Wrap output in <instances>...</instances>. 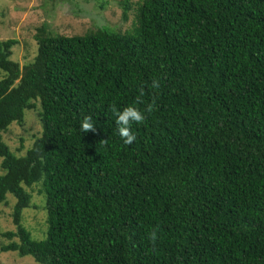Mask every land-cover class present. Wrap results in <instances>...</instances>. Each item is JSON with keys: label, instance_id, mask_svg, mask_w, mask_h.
I'll return each instance as SVG.
<instances>
[{"label": "trees", "instance_id": "obj_1", "mask_svg": "<svg viewBox=\"0 0 264 264\" xmlns=\"http://www.w3.org/2000/svg\"><path fill=\"white\" fill-rule=\"evenodd\" d=\"M137 12L125 32L43 25L24 66L11 59L18 40L0 39V205L16 198L17 225L1 251L39 264H264V0H140ZM128 105L145 119L125 145L112 108ZM34 108L41 134L16 152L4 133ZM85 116L95 131H80ZM36 184L44 239L23 225Z\"/></svg>", "mask_w": 264, "mask_h": 264}, {"label": "rangeland", "instance_id": "obj_2", "mask_svg": "<svg viewBox=\"0 0 264 264\" xmlns=\"http://www.w3.org/2000/svg\"><path fill=\"white\" fill-rule=\"evenodd\" d=\"M140 0H0V39L14 38L18 44L13 48L11 59L22 66L34 59L38 44L35 35L38 28L46 25L52 34L66 36L83 35L100 26H108L125 32L133 28L137 21V2ZM127 18H124L125 6ZM38 105L39 102H37ZM38 109L27 110L23 125L13 123L4 133V138L16 152L24 153L34 137L39 136L42 124ZM22 138V140H21ZM1 172V166H0ZM3 173V170L2 172ZM34 185L30 207L24 210L23 225L31 231L34 239L46 236V212L41 188ZM36 186V187H35ZM35 187V188H34ZM34 188L33 195L32 189ZM12 202L15 203L14 196ZM0 205V247L8 240L2 236L7 230H16L12 217L13 203ZM0 264H39L30 255L20 257L17 252L0 249Z\"/></svg>", "mask_w": 264, "mask_h": 264}, {"label": "clouds", "instance_id": "obj_3", "mask_svg": "<svg viewBox=\"0 0 264 264\" xmlns=\"http://www.w3.org/2000/svg\"><path fill=\"white\" fill-rule=\"evenodd\" d=\"M152 87L153 88L159 87V84L156 80L152 81ZM150 108L151 105H149L148 110H150ZM112 112L116 117L115 123L117 125V132L120 139L125 145L131 144L136 139L135 134L131 131V124L133 123L139 124L143 122L145 119L144 111H142L140 108L136 107L135 105H128L120 110H117L113 107ZM89 130L95 131V126L91 118L85 116L80 122V131L82 133H85ZM149 238L150 240L153 241L157 238L155 230H153Z\"/></svg>", "mask_w": 264, "mask_h": 264}]
</instances>
